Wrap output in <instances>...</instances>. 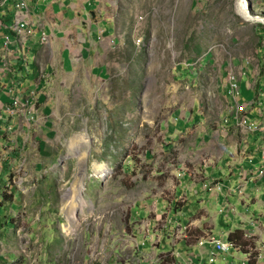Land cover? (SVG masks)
I'll return each mask as SVG.
<instances>
[{"label": "rangeland", "instance_id": "1", "mask_svg": "<svg viewBox=\"0 0 264 264\" xmlns=\"http://www.w3.org/2000/svg\"><path fill=\"white\" fill-rule=\"evenodd\" d=\"M245 1L252 20L239 0H115L110 40L73 68L55 59L32 120L0 105V264H264V148L241 172L248 187L221 183L237 152L254 153L241 106L264 103V0ZM223 196L237 218L222 229ZM234 227L248 253L209 263L200 241Z\"/></svg>", "mask_w": 264, "mask_h": 264}, {"label": "crops", "instance_id": "2", "mask_svg": "<svg viewBox=\"0 0 264 264\" xmlns=\"http://www.w3.org/2000/svg\"><path fill=\"white\" fill-rule=\"evenodd\" d=\"M25 1L27 9L16 11L13 0H0V105L9 104L10 97L8 90L12 83L15 84V91L11 93L12 95L18 94L26 98L33 92L38 103L43 102L41 104L44 105L45 102H49L45 91L49 71L56 65L55 59L61 60L67 55L68 62L70 60L69 63L73 68L74 65L81 61L79 57L80 53H84L87 50L88 54L93 53L94 57L100 44L107 39L110 40V38L105 37V31L108 27L107 25L103 27L102 24L112 22L110 12L112 11L111 7H114L115 0ZM21 20L28 21V26L33 30L31 35H19L15 32L14 27ZM98 30L103 31L102 40L98 35ZM42 34L46 38L44 42L41 41ZM5 37H8V41H5ZM24 51L28 52L29 56L33 59L32 64L26 54L22 55ZM21 56L23 57L22 59ZM41 74H45L46 77H42ZM5 88L7 89V94L6 96H1V91L5 90ZM32 88L34 89L32 90ZM257 89L260 90L258 97L264 99V84L261 81H258ZM258 97L256 94V99ZM260 100L258 99L259 102ZM258 101L248 102L243 106L245 109H248V104H253L254 108L252 107V109L249 108L248 110L249 112L251 111L248 114L252 116L251 122L264 124V103L261 104L262 108L258 109ZM255 108L257 111L252 112ZM2 114L5 116L4 111ZM230 124L233 125V121ZM235 137V132H233L231 140ZM244 139V149L251 148L254 153L238 157L237 152V155L228 162V167H230L227 171L228 176L225 174L222 178L225 180H222L221 183L224 188H232L231 191L240 185L248 187L249 184H242L240 182L241 172L245 173V170H247L248 173L253 174L256 169H260L262 164L259 151L264 148V134L260 132L249 133L247 134V138ZM233 146L234 148L237 146L236 141H234ZM241 153L243 152L241 151ZM251 170H254V172L252 173ZM248 173L246 175H249ZM260 181L257 180L258 185H255V187L262 184ZM245 194L248 195L247 193ZM214 195L217 199L221 197L220 193L217 194L215 192ZM222 200L221 204L224 205V209L223 211L221 208L218 209L217 212L220 217H218L217 222L218 226L223 229L226 226L223 224L226 221V215L235 219L237 218V214L233 216V213L229 211V208H235V205L229 203L227 196H223ZM243 211L245 213L247 209ZM246 219L247 217L245 216H238L239 222ZM204 220L202 218L195 219V227L200 228ZM184 247L186 248V246ZM174 262L176 264V261Z\"/></svg>", "mask_w": 264, "mask_h": 264}, {"label": "built area", "instance_id": "3", "mask_svg": "<svg viewBox=\"0 0 264 264\" xmlns=\"http://www.w3.org/2000/svg\"><path fill=\"white\" fill-rule=\"evenodd\" d=\"M13 2L15 4L16 11H22L27 9V4L25 0H13ZM28 24L29 23L27 20H21L15 25L14 27L15 32L19 35H31L33 33V30L28 26ZM98 35L99 36L103 35V31H98ZM4 39L5 41H8V37H5ZM41 41L42 42L46 41L44 34H42ZM227 89L229 90L228 92L231 94V98L233 100L240 97V88L236 81L231 80L227 86ZM14 91H15V84L12 83L8 90L10 102L9 105L4 110L6 115L8 117H14L15 115H17L18 112L24 111V114H27L28 119L32 120L33 119L32 113L36 112L35 106L36 104H38L37 98H35V93L32 92L28 95V97L24 98L18 94L12 95L11 93H13ZM241 107L245 109L243 105ZM1 118L2 116L0 115V119ZM243 123L246 124V121L244 120ZM247 129L250 133L260 132L264 134V124H258L257 122H252L248 124ZM263 174H264L263 170L258 171L259 176ZM205 243H207L209 245V248L211 249V253L208 256L209 263H213L216 256L226 254L232 250H235L236 248V246L232 242L226 239L216 240L211 238L208 241L205 240L200 241V245H203Z\"/></svg>", "mask_w": 264, "mask_h": 264}, {"label": "trees", "instance_id": "4", "mask_svg": "<svg viewBox=\"0 0 264 264\" xmlns=\"http://www.w3.org/2000/svg\"><path fill=\"white\" fill-rule=\"evenodd\" d=\"M264 30V29H263ZM264 37V33L263 34H259V37ZM180 70L182 71L183 68H180ZM1 225V224H0ZM8 226L11 227V225L7 224ZM226 239L230 242H232L236 247H238L241 250H244V253H248L247 252V245H248V238L246 237L244 230L242 228H234L233 230H231L227 236ZM171 260H173V264L175 263L174 258L171 257ZM251 264V263H248Z\"/></svg>", "mask_w": 264, "mask_h": 264}, {"label": "bare ground", "instance_id": "5", "mask_svg": "<svg viewBox=\"0 0 264 264\" xmlns=\"http://www.w3.org/2000/svg\"><path fill=\"white\" fill-rule=\"evenodd\" d=\"M238 11L239 13L246 19H250L252 20V17L249 12H248V6H247V3L245 0H239V3H238ZM255 19H258L260 20L262 23H264V18L262 19H259V18H255ZM78 179V178H77ZM70 198L73 200V201H76L77 205L81 204L79 203L77 200H78V194H77V191L76 189L73 188L72 190V194L70 196Z\"/></svg>", "mask_w": 264, "mask_h": 264}]
</instances>
